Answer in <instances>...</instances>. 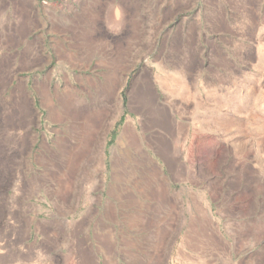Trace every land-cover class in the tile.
I'll use <instances>...</instances> for the list:
<instances>
[{
    "label": "rangeland",
    "instance_id": "1",
    "mask_svg": "<svg viewBox=\"0 0 264 264\" xmlns=\"http://www.w3.org/2000/svg\"><path fill=\"white\" fill-rule=\"evenodd\" d=\"M91 22L94 34H155L159 45L141 53L133 70L104 72L95 60L79 67L58 59L55 34H81ZM187 35L194 69H166L170 41L183 43ZM211 48L220 59L213 118L202 82L212 78ZM1 65L11 67L0 100L11 98L5 119L13 130L9 142L6 135L0 140V262L245 264L264 254V242L237 238L259 211L247 192L264 190V0H0ZM105 77L102 87L89 85V78ZM144 79L159 102L172 104L168 152L180 165L177 177L148 143L154 129L144 132L143 147L152 167L132 165L117 138L110 141L129 119L143 133L148 119L129 94ZM171 79L186 86L166 85ZM17 84L31 112L20 124ZM46 86L54 115L43 105ZM96 89L103 92L97 101ZM104 96L108 113L96 124ZM74 110L91 111L93 127L74 120ZM116 147L117 164L108 166ZM89 148L95 164L84 167Z\"/></svg>",
    "mask_w": 264,
    "mask_h": 264
},
{
    "label": "crops",
    "instance_id": "2",
    "mask_svg": "<svg viewBox=\"0 0 264 264\" xmlns=\"http://www.w3.org/2000/svg\"><path fill=\"white\" fill-rule=\"evenodd\" d=\"M106 28L110 31H114L116 29L113 22L110 20H106ZM166 38H162L160 42V46L162 47L164 45ZM159 43L157 42V38H155V34H94L93 31V25L91 22V30L85 31L81 34L77 32H73L71 34H55V36L52 38V47L55 53H57V58L62 60H67L74 66L81 67L82 64L87 65L91 64L93 60V66L96 69H100L104 72L108 71H121V70H133L135 69L139 64V55L141 53L150 54L151 52L155 51V48L158 47ZM193 42H191L189 36L187 35V38L183 40L182 42H179L178 39H172L170 41L169 47V64L167 67H165L168 70L177 72L179 74H182V71H191L194 69V63H195V52L196 50L193 47ZM178 47V48H177ZM175 48V49H173ZM180 51H178V50ZM211 58L208 60V67L207 70L211 72L212 78L208 80H203V85L207 87L206 90V96H210L211 100L208 101L210 104L207 106V112H211V117H214V114H216V117L219 116V108H220V96H219V68H220V59H219V53L217 51V48H211ZM215 54V57L212 55ZM168 55V54H166ZM68 57V58H67ZM88 62V63H87ZM168 62V61H167ZM215 75H214V73ZM115 76V75H112ZM108 78H89L88 82L89 85L93 82L95 86L102 87L105 83L107 84ZM114 80V78H112ZM175 85L181 86V88L184 85L179 80H170V82L166 85ZM142 83V82H141ZM165 84V82H164ZM145 85V86H144ZM149 84L144 83L141 85L138 84V87H146ZM149 87V86H148ZM151 93H152V110L150 113L158 112V110H163L167 116V119L170 121V113L169 108L172 106V104L167 103H161L158 101L156 94L154 92L153 86L149 87ZM96 92V101L98 100V94L103 93L102 90H95ZM132 92V91H131ZM130 92V93H131ZM190 93L189 95H191ZM131 100H129L130 104L135 102L134 96H130ZM191 97V96H190ZM105 101L103 100V103L105 105V102L109 101V96H104ZM215 99V100H214ZM155 104V105H154ZM163 108V109H162ZM102 109V108H101ZM83 111V110H82ZM82 111L78 112L74 110L73 113V119L76 120L77 118H85L88 119L89 123L87 128L91 129L93 126L91 124L89 113H92L91 111L87 113V110L82 115ZM105 112H107L105 110ZM108 113V112H107ZM106 113V114H107ZM140 113H142L140 111ZM106 116V115H105ZM104 116V118H105ZM143 117H147L149 120L150 117L147 114H143ZM169 117V118H168ZM103 118V119H104ZM76 122V121H75ZM99 121H97L96 124H98ZM168 126V125H167ZM160 127V126H159ZM154 129V134L156 137H160V141L158 142L155 139L154 135H151L153 137V144L152 147L155 148L157 156H159L160 159H162L166 165V160L164 158V152H163V142L168 143L167 150L169 152L171 151L170 141V126L165 127L164 129L155 128V126L151 127ZM168 130V131H167ZM88 134H91L89 136V139H92L93 133L89 132ZM119 135H116L115 132L112 133V139L110 141H113L117 138V147L121 145L119 142ZM88 136V135H87ZM168 139V141H167ZM170 139V141H169ZM86 142V141H85ZM92 143V142H91ZM160 144V145H159ZM148 145V146H151ZM166 145V144H165ZM91 146V145H90ZM121 149L127 151L131 156V164L136 166H142V167H152L155 166V163L153 160L149 158L148 153L144 150V145L140 147H127L121 145ZM117 147L113 150V154H111L108 158V166H115L117 163L116 161L117 155L115 154V151H117ZM165 147V149H166ZM162 149V150H161ZM86 150V149H85ZM87 155L88 158L84 159V167L93 166L95 164L94 159L91 155V149H87ZM171 157V156H170ZM186 166L191 165L189 163V159H185ZM69 183L72 182L69 178L66 179ZM64 181V180H62ZM133 181V180H132ZM161 181V180H159ZM70 189V188H68ZM249 195H254V198L258 199V201L254 202L256 207L259 208L258 214L255 218L249 219L248 222L249 225L245 230L243 231L244 227L241 228L240 234H237L240 236V240H247L250 241L249 245L252 246H261L262 242H264V190L259 191H250L247 192ZM237 255L235 256V262H242L245 264H261L264 262V254H258V255H251L244 260L242 258H237ZM242 260V261H241Z\"/></svg>",
    "mask_w": 264,
    "mask_h": 264
},
{
    "label": "bare ground",
    "instance_id": "3",
    "mask_svg": "<svg viewBox=\"0 0 264 264\" xmlns=\"http://www.w3.org/2000/svg\"><path fill=\"white\" fill-rule=\"evenodd\" d=\"M221 25H222V23H221ZM173 49H175V48H173ZM178 51H180V50H178ZM10 68L8 66H2V65L0 67V92L3 89H5L10 84V80H11L12 77L9 78L8 80H7V78H5L6 76L9 75ZM143 82L144 83H148L145 79L142 80V84H143ZM12 94L15 97V101H14V106L15 107L14 108H16V111L18 113L16 115V117L18 118V120H20V122H19V124H20L22 119L24 117H26L28 114H30L31 112L28 109V102H27V98L24 95V90L19 86V84H17V87H15V89H14ZM132 96H134V99H135V102L132 103L133 108L135 110H138L139 112L141 111L143 114L145 113V114L149 115L150 119L147 120L145 125H143V128H142L143 129V133H141V134L137 131L135 126L132 124L131 120L130 119L127 120L124 123V125L122 126V128H121L120 135H119V142L123 146L125 144H127V145H132L133 144V145H135L137 147H140V146H143V145H147V143H146L147 141L145 139L146 135H144V132H146L148 127L151 128V127L155 126V128L157 127L159 129H162V128L164 129L165 127H169V126L171 127L172 122L169 121V119H167V116H166V114H165V112L163 110H160V111L158 110V112H155V113L151 112L150 113V111L152 110V105H153L154 101L152 100V93H151V91H150V89H149V87L147 85H146V87L135 88L132 91ZM10 99L11 98L8 97L7 99L5 98V99L0 100V117H2V121L0 123V140L4 137V135L7 136L3 140V142L4 141L5 142H7V141L9 142L10 141L9 137H11L10 136L11 132H9V130H11V131L13 130V128L8 129L9 128L8 127L9 126V123H8L9 121H7L5 119L6 115L10 114V107L8 106V103H7V101H9ZM42 99H43V103H44L43 105L46 107L47 111L54 115L57 112V109H56V105L54 104V102L52 100V96L49 93V88H47V86H46V89L43 92ZM105 99L100 100L99 103H98V106H99L98 109H95L94 118H95L96 121L100 122L104 118L106 113H107V112H105L104 103H103V100H105ZM152 139H154V138H152ZM148 143H152L153 144V140L150 139ZM165 144H167V143L163 142L164 158L166 160V163H168L167 166L170 168V170L172 172H174L173 175L175 177H177V176H179L178 174H179V171L181 170L180 169V165H178L179 163L177 164V162L175 160L171 159V157H170L171 155L169 154V152L167 150V147H166L167 145H165ZM165 147H166V149H165ZM177 150L178 149H176V153H175L176 155L179 154V151H177ZM158 254H159V252H156V251L153 252V256L155 258H158V256H159ZM88 261H89V259H88ZM4 262L6 263L7 260H5ZM1 263L3 264V262H0V264Z\"/></svg>",
    "mask_w": 264,
    "mask_h": 264
}]
</instances>
